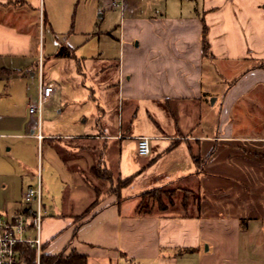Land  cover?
<instances>
[{
  "label": "crops",
  "instance_id": "obj_1",
  "mask_svg": "<svg viewBox=\"0 0 264 264\" xmlns=\"http://www.w3.org/2000/svg\"><path fill=\"white\" fill-rule=\"evenodd\" d=\"M147 1L148 7L142 0L117 6L110 0L121 9L123 39L119 54L107 55L108 65L99 70L101 51L81 54L82 46L68 42L45 56L42 30L45 34L48 24L58 35L45 0H0V208L12 218L25 189L39 179L27 173L20 178L3 149L13 153V139H34L38 154L49 143L59 173L75 186L67 199L64 195L61 210L56 202L53 208L43 203L42 253L75 251L86 255L88 264H264V0ZM64 16L62 25H69V12ZM61 46L71 55H57ZM40 60L44 82L54 87L49 99L69 80L73 90L81 86L80 93L94 98L83 77L102 72L106 104L116 98L120 103L117 122L102 127L99 121L92 129L80 122L74 130L55 131L48 121L45 130V108L40 121L29 112L38 89L25 96L22 112H13V86L29 92L35 67L40 79ZM49 63L61 72L45 74ZM143 135L151 138L147 157L137 152ZM115 141L124 164L118 176L132 180L119 194L99 192L96 208L77 219L81 205L97 197L99 185H83L79 166L65 153L81 151L80 160L100 153L102 165L111 170ZM146 175L155 176L154 182L131 200L127 190ZM13 185L28 186L13 197ZM169 187L191 194L186 207L172 202L164 209L140 210L144 192Z\"/></svg>",
  "mask_w": 264,
  "mask_h": 264
},
{
  "label": "rangeland",
  "instance_id": "obj_2",
  "mask_svg": "<svg viewBox=\"0 0 264 264\" xmlns=\"http://www.w3.org/2000/svg\"><path fill=\"white\" fill-rule=\"evenodd\" d=\"M47 7L54 13H51L52 18H54V22L56 24V28H58L55 33L58 32V35L53 34L49 29V25L45 27V34L42 30V50L46 57L50 56V54L58 48L62 43H70L71 45L82 46L81 54H90L92 52L101 51L103 54L101 57L96 58L97 69H101V67L106 68L109 61H107L106 56L109 54L118 55L119 50L121 49V33L118 28V24L122 20L121 9L116 6H110V0H45ZM137 2V0H135ZM44 2V0H42ZM148 7V1L142 0V6ZM40 5H37L36 8L38 11ZM69 12L70 23L69 25H62L63 21L65 22V12ZM76 12V16H75ZM104 12V15L101 17L100 13ZM60 14V15H59ZM59 15V16H58ZM77 18V22L75 27H72V20ZM39 19L36 21L38 22ZM67 28H64L67 26ZM63 26V27H62ZM64 28V29H63ZM113 34V36L111 35ZM121 38V40H120ZM61 72V69L56 68L55 64H46L45 74L52 72ZM97 70L99 76L95 74V72L91 71L88 75L83 77L84 82L87 85H90L94 89V98L87 97L86 94L80 93L82 88L79 86L78 89L75 88L72 82L67 81L65 85H62V89H57L56 96L53 99H49L46 102V107L44 110L43 119L45 122V130L50 128H55V131L58 130H74L76 125L80 124L86 129H92L96 127V123L101 121L102 127H104L106 121H110L111 123H116L118 120V114L120 110V103L118 99H114L113 102H110L108 105L106 104V96L101 92L103 88V83L101 81V77H103L102 72ZM36 76L30 77L28 74V81H30L31 89L28 92L26 87L21 86H13V92L9 97L13 102V112L23 110V105L25 103V96L29 94L36 93L38 86L40 84V79L38 77V69L35 67ZM69 75V74H68ZM72 76V75H70ZM70 76H68L70 78ZM14 79V78H13ZM73 81V79H71ZM14 82V80H13ZM58 87V83L56 84ZM25 88V89H23ZM4 96V95H2ZM214 97H209V101L211 104H214ZM37 98V97H36ZM24 100V101H23ZM64 107L63 111L59 109ZM101 107L105 108V112L101 111ZM36 125H33L38 128V120ZM48 121H52V126L48 127ZM33 122V121H32ZM130 123L128 121L125 122V128L130 129ZM16 143H13V153L7 152V147L3 149V153L5 155H9L12 159H8V162L13 164V171L20 175V178L27 175L37 176L39 177L41 185H43V203L46 206H51L53 208L54 203L58 204L57 208L61 210L63 207L61 205L63 201V197H69L70 193L73 192V182L70 183L67 175H64L61 172L60 168L57 166L58 158L55 157L54 153L48 151L49 143L44 144L43 153L40 150V154H38V143L34 139L26 140L23 138L13 139ZM64 141V140H63ZM119 142H114L112 147H114L115 156L114 161L112 163V159H110V166L113 167L111 170H107L101 163L100 153H97L94 158L86 157L84 160H80L82 157L81 151L79 154L71 155L65 153L66 160L78 167L80 170V177L84 182L81 181L83 185H99V189L97 192V197L90 203L81 205V212L76 215L77 219H82L88 216L94 208H96L99 203V192L105 190H113V186H118L120 184V178L118 176V171H122L124 164L120 158L119 149H121L118 144ZM60 144V142H59ZM84 144V143H82ZM68 146V145H67ZM84 146V145H83ZM91 146V145H90ZM62 147V146H61ZM64 147V146H63ZM68 148V147H67ZM63 150V149H61ZM86 153V150H85ZM12 155V156H11ZM40 156V170H38V158ZM139 156V155H138ZM149 156V155H148ZM147 157V156H146ZM116 158V159H115ZM135 161V160H134ZM77 163V164H76ZM122 165V166H121ZM126 166V165H125ZM125 169V168H124ZM40 172V174L38 173ZM95 175H98L96 182ZM38 179V180H39ZM155 180V176H154ZM152 180V176L146 175L143 178H140L136 181L132 186H130L127 193H130V199L135 200L134 193L138 190H143L145 186L154 182ZM34 183V185H36ZM66 184V185H65ZM113 185V186H109ZM22 186L28 185H13V197L18 196L20 194V189ZM175 187L165 188L167 195H165L164 203L166 207H168V203L174 205L172 202H176L178 205L183 200L186 199L188 202V197L191 196L190 193H187L185 190H174ZM67 199V198H66ZM19 200V199H18ZM171 201V202H170ZM23 202V200H22ZM22 202L18 201L17 205H22ZM20 203V204H19ZM141 208L143 210H147L151 208L153 205L159 208V204L155 197H147L143 199L141 202ZM177 206V205H176ZM37 261V258H36ZM41 264V263H40Z\"/></svg>",
  "mask_w": 264,
  "mask_h": 264
},
{
  "label": "built area",
  "instance_id": "obj_3",
  "mask_svg": "<svg viewBox=\"0 0 264 264\" xmlns=\"http://www.w3.org/2000/svg\"><path fill=\"white\" fill-rule=\"evenodd\" d=\"M123 0H113V5H122ZM43 63H39L40 84L37 100L29 105V112L36 114L39 121L42 118L46 102L52 96L54 87L43 80ZM38 137L43 135L39 131ZM137 152L141 156L151 153V138L143 135L137 139ZM43 206V187L40 179L36 185H29L23 193L20 209L12 218L0 208V264H27V251L34 249L37 262L43 250L42 229L45 217Z\"/></svg>",
  "mask_w": 264,
  "mask_h": 264
},
{
  "label": "trees",
  "instance_id": "obj_4",
  "mask_svg": "<svg viewBox=\"0 0 264 264\" xmlns=\"http://www.w3.org/2000/svg\"><path fill=\"white\" fill-rule=\"evenodd\" d=\"M206 25L203 30V45L204 49L207 48L208 42H207V30H206ZM57 55L63 56V55H71V52L69 51V48L66 46H61L59 48V51L57 52ZM4 69H0V74L3 73ZM132 180L131 178H128L126 180H120V184L118 186H114L113 190L115 193L119 194L120 189L122 187L128 185ZM167 195L165 189H151L149 191H146L143 193V199H146L147 197H155L157 200L159 207L164 209L166 208V205L164 203V197ZM170 197V195H167ZM183 206L186 207L187 201L186 199L183 200ZM142 207V206H141ZM140 210H143L140 208ZM27 264H35L36 263V254L34 249H29L27 251ZM41 264H88V257L84 254L77 253L75 251H72L68 254L62 252L59 254L51 255L48 253H42L41 259H40Z\"/></svg>",
  "mask_w": 264,
  "mask_h": 264
}]
</instances>
